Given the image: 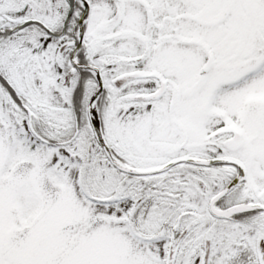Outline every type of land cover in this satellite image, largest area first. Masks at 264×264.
Returning <instances> with one entry per match:
<instances>
[{"label":"snow or ice","instance_id":"snow-or-ice-1","mask_svg":"<svg viewBox=\"0 0 264 264\" xmlns=\"http://www.w3.org/2000/svg\"><path fill=\"white\" fill-rule=\"evenodd\" d=\"M0 264H264V0H0Z\"/></svg>","mask_w":264,"mask_h":264}]
</instances>
